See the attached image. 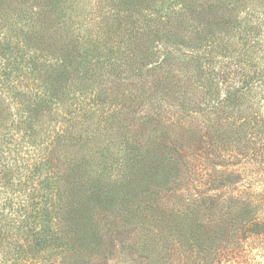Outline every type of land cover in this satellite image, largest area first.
Segmentation results:
<instances>
[{
    "label": "trees",
    "instance_id": "1",
    "mask_svg": "<svg viewBox=\"0 0 264 264\" xmlns=\"http://www.w3.org/2000/svg\"><path fill=\"white\" fill-rule=\"evenodd\" d=\"M114 1L84 4L86 34L106 31L104 39L110 40V47L103 41L88 48L71 42L83 21L73 19V3L68 0L32 1L40 11L37 31L22 36L23 43L16 46L2 42L7 61L0 63L4 66H0V92H8L9 97L10 81L34 75L42 59L39 55L64 62L66 69L63 75L41 82L44 88L33 99L17 103L22 105L15 109L20 113L18 133L36 140L47 129L56 130L53 144L58 149L47 150L32 168L26 167L33 170L29 182L45 174L40 188L31 187L32 197H4L0 242L15 256L20 252L34 256L55 245L68 249L66 236L60 239L56 231L59 220L65 230L75 228L77 254L85 264L91 254L98 256L106 234L101 227L111 219L110 226L134 234L138 252L131 253L134 263L179 264L178 245H185L189 264H238L235 242L241 240L242 229L249 234L252 227H256L253 233L264 227L256 219L263 203L231 192L225 201L222 196L201 194L194 185L199 176L194 161L203 159L208 166L222 167L237 162L240 155L226 147L233 137L218 131L215 124L217 137L211 136L212 128L207 130L205 120L190 123L192 55H166L155 62L151 50L161 42H176L182 49L202 51L206 56L221 43V49L232 51V32L247 0H191V6L181 3L173 14H164L165 23L154 26H138L141 3L147 0ZM223 37L228 39L223 41ZM211 87L219 93L217 83ZM227 95L235 99L231 92ZM214 104L202 111L212 113L214 123H219L222 102ZM9 113L0 100L2 131ZM19 160L16 167H20ZM217 173L218 184L226 181L221 180L223 172ZM0 180V190L7 189L6 194H19L27 186ZM189 189L205 202L197 204L196 199L185 200L190 196H178ZM6 227L16 231L6 232ZM18 237L24 238V246L10 244ZM163 244L166 250L162 252Z\"/></svg>",
    "mask_w": 264,
    "mask_h": 264
},
{
    "label": "rangeland",
    "instance_id": "2",
    "mask_svg": "<svg viewBox=\"0 0 264 264\" xmlns=\"http://www.w3.org/2000/svg\"><path fill=\"white\" fill-rule=\"evenodd\" d=\"M32 1L35 0H0V56L4 59L0 58V63L7 61V54L1 50L3 40H8L11 46H16L23 43L22 36L29 34L31 30L35 29L37 31L36 20L40 11L33 8ZM68 1L70 4L73 3V19L78 17V21H83L78 24V30L74 32L75 39L71 42L76 41L80 47L88 48L94 46V44H100L98 41H103L105 47H110V40L104 39L106 31H103L101 35L86 34L83 16L87 13L85 5L88 2L93 3L92 0ZM108 1L116 3L114 0ZM181 3L187 6L192 5L191 0H147L141 3L143 12L139 17L140 24L138 26L143 23L149 26H154V24H158L157 22L165 23L166 20H162V17H166L164 14L167 12L173 14ZM238 15L239 19L231 36L233 46H235L234 49H231L232 51L221 49L223 45L221 43L215 47L216 49L211 50L213 52H210L209 56H206L202 51L189 52L182 49L180 44H175L176 42H161L159 45H155L151 52L155 57L153 59L155 62L166 55H192L194 61L190 66L194 69L192 73L194 77L192 78L189 95L191 112L188 113L191 122L189 119L187 121L197 123L205 120L206 123H204L208 126L207 130L215 124L218 131H222L226 133L227 137H233L232 139L236 140L235 143H230L232 139L227 140L226 147L234 148V151L239 153L240 158L237 159V162L230 165L225 164L222 167H212L208 166L209 163L203 159L194 161L193 169L196 174H199L194 185L198 187L197 189L201 194L206 193L215 197L222 196L221 198L224 197L225 201L227 198L225 195L228 192L236 197L241 196V199L260 200L263 206L256 219L264 224V0H247L245 7H240ZM81 23L83 25L80 29ZM31 24L35 25L32 26ZM79 33H82V37L78 36ZM221 36L222 34L219 35V37ZM225 39L228 38L223 37V41H226ZM230 55L233 58L230 59ZM12 56H14V53ZM39 56L42 59L38 62L39 69L35 70L34 75L16 78L8 84L12 89L10 94L16 93L15 96L10 95L9 97L8 92H0L1 104L7 106L10 110L6 129L0 130V177L2 184L8 182L16 185L21 182L27 185L19 194H6L7 189L0 190V207L5 203L4 197L12 196L18 200H26L31 196V187L40 188L38 183L43 180L45 174L40 177L35 176L34 180L29 182L27 179L30 174H33V170L26 169V167L32 168L35 159L38 161L40 158H44L47 155V150L56 147L53 144L56 140V130L47 129L36 140L29 139L23 132L18 133L20 131L18 129L20 113L15 109L21 108L22 105L18 106L17 103L24 100V98L25 100L33 99L44 88L41 82L51 77V80H53L60 74L63 75V70L66 69L64 62L61 63V61L54 59L47 60L43 55ZM9 60H12V57ZM9 60L8 62H10ZM0 66L1 69L4 67L1 64ZM20 68L17 67V69ZM21 71L24 73V69H21ZM214 83H217L220 87H218L220 89L218 94L214 93L211 87V84ZM226 90L231 92L232 97L235 99H229L230 94L227 95L228 91ZM215 99L216 101H214ZM220 101L222 102V105H220L221 118L219 123H214L216 117L209 111L202 110L209 109L215 105L214 102ZM209 131L212 137L215 135L217 137L219 134L214 132L213 128ZM208 139L211 138L208 137ZM2 151L5 153H2ZM17 160L20 162L18 164L20 167H16L17 163L15 161ZM217 172H223L224 176L221 177V180L226 181L218 184V181L214 178L219 176ZM232 172L235 173L231 175ZM179 193L178 196H190L185 197V200H189V198L196 199L198 200L197 204L205 202L204 197L197 199L195 192L191 189ZM30 202L28 200L27 205ZM110 222L111 219H107L101 227L106 234L100 240L102 242L99 246L100 252L96 254L98 256L91 254L85 264L141 263L138 261L134 263L130 260L131 253L135 251V245L137 244L134 236H132L134 234H127V228H118L117 230V227L109 225ZM60 223L57 220L56 225L59 226L56 231L60 239L65 240L63 235L66 236V240L70 244L68 249L63 250L55 245L37 251L34 256L25 252H20L15 256L9 250L8 245L0 242V264H83V260L77 254L78 248L75 240L78 238L75 236L77 234L74 231L75 228H72L69 232ZM3 229L11 233L16 231V229L9 227ZM251 229L249 234L242 229L241 236H243L240 238L241 240L235 242V258L238 264H264V227H257L256 233H253L256 227ZM119 233L120 235H118ZM135 235H139V233L136 232ZM174 237L177 239L179 236ZM10 244L12 246H24L26 243L23 237H18L12 239ZM163 246L162 252L166 250V246L164 244ZM178 252L181 255L179 264H189L190 259L186 258L190 253L189 249L185 248V245H178ZM142 254L145 256L144 252Z\"/></svg>",
    "mask_w": 264,
    "mask_h": 264
}]
</instances>
